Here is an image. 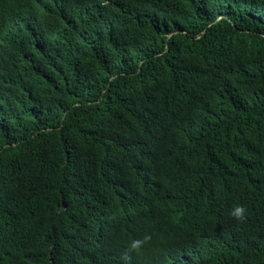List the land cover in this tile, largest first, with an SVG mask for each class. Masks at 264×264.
Listing matches in <instances>:
<instances>
[{"label":"trees","instance_id":"trees-1","mask_svg":"<svg viewBox=\"0 0 264 264\" xmlns=\"http://www.w3.org/2000/svg\"><path fill=\"white\" fill-rule=\"evenodd\" d=\"M0 264H264V0H0Z\"/></svg>","mask_w":264,"mask_h":264},{"label":"clouds","instance_id":"clouds-1","mask_svg":"<svg viewBox=\"0 0 264 264\" xmlns=\"http://www.w3.org/2000/svg\"><path fill=\"white\" fill-rule=\"evenodd\" d=\"M244 213H245V209L242 206H236L234 210L231 211L230 215L237 220H242L244 218ZM145 239H147V237ZM139 244L140 241H133L130 247L132 249H137Z\"/></svg>","mask_w":264,"mask_h":264}]
</instances>
